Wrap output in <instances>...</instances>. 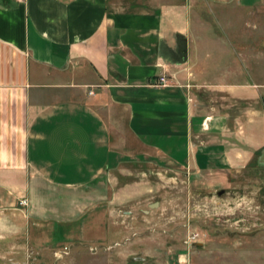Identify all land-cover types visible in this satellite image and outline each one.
<instances>
[{
    "label": "crops",
    "instance_id": "obj_1",
    "mask_svg": "<svg viewBox=\"0 0 264 264\" xmlns=\"http://www.w3.org/2000/svg\"><path fill=\"white\" fill-rule=\"evenodd\" d=\"M261 7L264 0H0V173L32 171L84 190L61 218L75 223L102 205L144 201L157 164L220 182L264 150V116L253 115L246 56L239 65L236 43L213 22ZM160 75L167 84H155ZM72 231L57 225L52 234L83 233ZM135 233L137 245L117 242L126 256L111 264H264V246L245 230L189 243L186 232L179 246Z\"/></svg>",
    "mask_w": 264,
    "mask_h": 264
},
{
    "label": "rangeland",
    "instance_id": "obj_2",
    "mask_svg": "<svg viewBox=\"0 0 264 264\" xmlns=\"http://www.w3.org/2000/svg\"><path fill=\"white\" fill-rule=\"evenodd\" d=\"M219 18L213 22V32L236 43L239 65H244L241 55L246 56V70L251 73L247 80L250 77L256 96L253 115L260 116L262 112L264 116V7L252 12H221ZM243 112L237 117L240 121L244 120ZM236 129L242 130L239 124ZM243 162L236 166L237 170L221 174L220 182L210 175H202L201 179L196 174L165 172L164 165L157 164L151 175L150 195L144 201L102 205L91 209L87 220L76 223L61 218L72 215L69 213L74 207L70 202L86 195L84 190L49 185L32 171L0 173V181L7 180L11 187L0 188V264H111L126 256L127 251L120 253L117 242L125 237L128 244L131 241L137 245L133 240L138 230H151L155 236L151 242L167 241L168 245L178 246L186 232L197 234L194 241L207 232L223 235L245 230L264 246V150H255L250 161L246 165ZM27 183L28 194L23 192L22 196L20 191ZM139 192L137 188L129 190L132 196ZM5 196L10 201L1 199ZM54 199L61 204L53 205ZM53 207L65 214L58 217L56 213L53 219ZM88 207L78 205L84 210ZM57 225L83 233L56 237L52 233ZM117 229L119 233H115Z\"/></svg>",
    "mask_w": 264,
    "mask_h": 264
},
{
    "label": "built area",
    "instance_id": "obj_3",
    "mask_svg": "<svg viewBox=\"0 0 264 264\" xmlns=\"http://www.w3.org/2000/svg\"><path fill=\"white\" fill-rule=\"evenodd\" d=\"M168 83V78L165 76V75H160L157 79V82L155 83L156 85H165ZM92 91H89V93H91ZM197 234L196 233H193L191 235H188L187 238H186V241L189 243L191 242L194 237H196ZM177 264H187V261L185 258H181L179 257L177 259Z\"/></svg>",
    "mask_w": 264,
    "mask_h": 264
}]
</instances>
